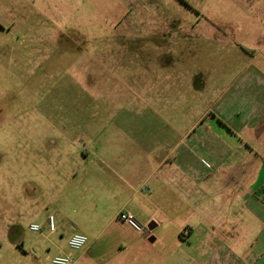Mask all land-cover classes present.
<instances>
[{"label":"crops","instance_id":"0c3cea01","mask_svg":"<svg viewBox=\"0 0 264 264\" xmlns=\"http://www.w3.org/2000/svg\"><path fill=\"white\" fill-rule=\"evenodd\" d=\"M237 2L247 18L222 33L206 27L223 54L183 72L161 47V69L122 91L188 116L165 121L173 134L94 136L83 140L91 150L46 156L68 191L55 231L50 213L31 223L51 237L48 264L63 255L76 264H264V0ZM122 210L153 229L136 233ZM76 233L90 239L80 251L68 245Z\"/></svg>","mask_w":264,"mask_h":264},{"label":"rangeland","instance_id":"374dc122","mask_svg":"<svg viewBox=\"0 0 264 264\" xmlns=\"http://www.w3.org/2000/svg\"><path fill=\"white\" fill-rule=\"evenodd\" d=\"M237 1L0 0V264H48L51 237L30 226L49 213L58 223L68 191L46 156L91 150L94 136L173 134L165 121L188 119L122 91L161 69V47L183 72L223 54L206 27L247 18Z\"/></svg>","mask_w":264,"mask_h":264},{"label":"built area","instance_id":"2783aa9c","mask_svg":"<svg viewBox=\"0 0 264 264\" xmlns=\"http://www.w3.org/2000/svg\"><path fill=\"white\" fill-rule=\"evenodd\" d=\"M118 218L127 226H129L133 231L140 235H148L150 231V223H142L133 213L122 210ZM55 217L50 215L48 217V229L53 232L55 231ZM30 230L33 232H42L43 227L39 224H32ZM184 236L190 235V229H185L181 231ZM90 239L84 234L76 233L72 235L68 241V245L72 250L80 251L88 246ZM77 259L71 255L57 256L51 260L49 264H76Z\"/></svg>","mask_w":264,"mask_h":264},{"label":"water","instance_id":"95a60500","mask_svg":"<svg viewBox=\"0 0 264 264\" xmlns=\"http://www.w3.org/2000/svg\"><path fill=\"white\" fill-rule=\"evenodd\" d=\"M149 228H150V230H152L153 229V224H150Z\"/></svg>","mask_w":264,"mask_h":264}]
</instances>
